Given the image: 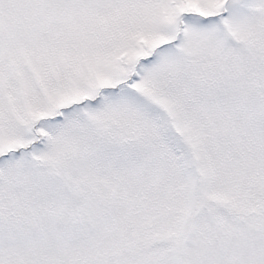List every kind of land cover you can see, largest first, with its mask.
Returning <instances> with one entry per match:
<instances>
[{
  "label": "snow or ice",
  "instance_id": "obj_1",
  "mask_svg": "<svg viewBox=\"0 0 264 264\" xmlns=\"http://www.w3.org/2000/svg\"><path fill=\"white\" fill-rule=\"evenodd\" d=\"M0 264H264V0H0Z\"/></svg>",
  "mask_w": 264,
  "mask_h": 264
}]
</instances>
